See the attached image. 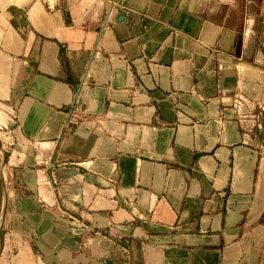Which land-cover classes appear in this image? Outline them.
<instances>
[{"label":"crops","instance_id":"obj_1","mask_svg":"<svg viewBox=\"0 0 264 264\" xmlns=\"http://www.w3.org/2000/svg\"><path fill=\"white\" fill-rule=\"evenodd\" d=\"M0 264H264V0H0Z\"/></svg>","mask_w":264,"mask_h":264}]
</instances>
